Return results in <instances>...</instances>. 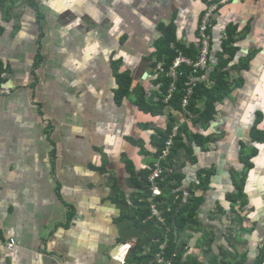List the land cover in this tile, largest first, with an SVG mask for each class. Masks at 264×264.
Masks as SVG:
<instances>
[{
  "label": "crops",
  "instance_id": "0c3cea01",
  "mask_svg": "<svg viewBox=\"0 0 264 264\" xmlns=\"http://www.w3.org/2000/svg\"><path fill=\"white\" fill-rule=\"evenodd\" d=\"M213 1L0 0V84L11 88L0 94V264H133L130 248H149L121 238L119 222L148 227L135 198L149 192L142 179L171 119L184 145L163 167V199L174 195L178 210L202 200L178 235L180 264L260 259L264 0L220 2L211 18L199 83L214 89L222 60L229 83L213 118L204 119L206 97L185 112L158 105L160 26L173 24V43L195 56Z\"/></svg>",
  "mask_w": 264,
  "mask_h": 264
},
{
  "label": "trees",
  "instance_id": "16d2710c",
  "mask_svg": "<svg viewBox=\"0 0 264 264\" xmlns=\"http://www.w3.org/2000/svg\"><path fill=\"white\" fill-rule=\"evenodd\" d=\"M206 8L207 6L205 7L204 11L206 10ZM203 13L200 16L199 22L201 21ZM210 26L211 24H209L208 26L209 34H210V30H209ZM160 28L163 31V36L159 41L158 49L156 51L157 60L155 62V65L159 62L167 69L172 63V61L175 59V57L178 56L179 52H182V54H184L185 56H188L193 59H195L198 56V50L200 46L199 35H198L199 46H198L196 55L194 56L193 51H191V49H182L173 43L176 41L175 26L173 24H169L167 26L161 25ZM198 29H199V23H198ZM228 33H229V37H228V40L225 41L224 48L226 52H229L230 54H232L233 51L235 50V48L232 47L233 42H234V37L232 36V34L234 32L230 29ZM210 52H211V34H210V51L208 55V65L210 62ZM227 62L228 60H222L219 63V66H217V68L214 69V74H213L214 82H215L214 89H208L204 86L203 83H199L200 76L202 72L208 67V65L204 69L200 70L197 74H194L190 67L183 65L181 67V69L183 70V74L179 76L176 82L175 91L173 92L172 97L167 103L163 101V95L166 93V90L171 82V79L165 76L163 73H161V76H163L162 87H161L163 95L159 97L158 105L161 108H163L166 104L167 105L170 104L172 107L180 109L185 112L188 108H191L194 105V102L196 100L206 97V105L203 110V114L205 113L208 117H205L204 115V119L209 120L213 118V115L215 114V111H216L215 104L217 100L223 97L225 94H227L229 90V83L227 80L228 71L226 70ZM0 80L2 81L1 78ZM193 82H195V84L193 86V92L190 97V102L187 108L184 110L181 105H182L183 96L185 94V89L189 87ZM172 122L173 121L171 119L165 131L162 132L161 134L162 138L160 139V143L158 145L156 155L162 151L165 145V141L167 140L168 136L172 132V129H173ZM183 145H184V142H183L182 136L179 134H176L174 136V142L172 145L171 152L169 156L167 157V159H172L175 151L179 147H182ZM167 159L162 161L163 167L164 165H166ZM152 165L147 171L146 176L144 175L145 176L144 179H142L144 180L143 183L149 186H150V182L148 180V174L152 170ZM159 186L162 192L160 195H157L156 198L159 203V207L165 211L164 213L165 221L159 223V222H155L156 220L154 218H148L150 214L149 202L145 199V197H143V195L135 198V203L137 204V208L139 212V219L140 220L145 219L146 226H149L151 223L155 222V226L152 230H150L151 236H152L150 239L153 241L149 244V247L145 246L146 248H149L148 251L143 252L144 250L143 248H141V245H136L137 250L132 256L136 257L137 260H140L142 263H145V264H157L155 260V253L158 249L160 242L164 241L166 237H168V244L165 250L166 257H170L172 256V254H176L173 260V264H180L179 255H177V252L179 251V247L177 245L178 235L182 232L185 226H187L189 223L196 222V217H195L196 211L199 205L201 204L202 200H201V197L192 195L189 198L188 202L185 204V206H183L180 210H178L179 201L174 200L173 198L174 195H172L170 199H163L164 197L162 194H164V192H166L169 189V187L165 184V182H163L162 179L159 180ZM241 189H242V186H239V191H238L239 193L232 195L233 202H235L238 199V197L241 195V192H242ZM233 211H236L234 207H233ZM243 218L244 217L242 216V214H240L237 211L235 212L233 216V221L236 220L238 222H242ZM263 257H264V254L260 257V259L255 264L261 263L263 260Z\"/></svg>",
  "mask_w": 264,
  "mask_h": 264
},
{
  "label": "built area",
  "instance_id": "2783aa9c",
  "mask_svg": "<svg viewBox=\"0 0 264 264\" xmlns=\"http://www.w3.org/2000/svg\"><path fill=\"white\" fill-rule=\"evenodd\" d=\"M217 8V4H211L208 6L201 18L199 24V38H200V46L198 50V56L193 59L179 52L178 56L172 61L170 66L166 69L162 64L158 65L157 71L163 73L165 76L171 79V82L166 90V93L163 96V101L167 103L172 97L173 92L176 88V82L183 74V70L181 67L183 65L191 68L194 74H197L200 70L204 69L208 65V55L210 51V34L208 32V26L210 24L211 18L214 14L215 9ZM195 82H193L189 87L185 89V94L182 99V108L185 110L190 102V97L193 92V86ZM11 88L0 84V94H10ZM178 126L174 125L171 134L168 136L165 141V145L162 151L156 155L155 160L153 162V167L148 175V180L150 182L151 192L147 193L146 200L150 204V214L148 218H154L155 222H164L165 211L159 207V203L157 201L156 196L160 194L159 180L162 178L163 174V164L162 161L166 160L169 156L172 145L174 142V136L177 134ZM6 245L10 248L14 247L16 243L14 240H10L5 242ZM168 244V237L162 242H160L158 249L155 253V260L157 264H173V260L175 258V254H172L170 257H166L165 250Z\"/></svg>",
  "mask_w": 264,
  "mask_h": 264
},
{
  "label": "water",
  "instance_id": "95a60500",
  "mask_svg": "<svg viewBox=\"0 0 264 264\" xmlns=\"http://www.w3.org/2000/svg\"><path fill=\"white\" fill-rule=\"evenodd\" d=\"M131 223L132 222V218L130 217H124L121 219V221L119 222V228H120V236L121 238H123L124 240H136V239H141L144 243L145 246L149 247V242L148 241H152L148 236V232L150 230H152L155 226V222L151 223L147 228H142L138 225H129V226H125V223ZM137 248L136 247H131L130 248V254L131 256H129L128 258L131 259L130 261H132L133 264H140L141 261L137 260L136 257L132 256V254H134L136 252Z\"/></svg>",
  "mask_w": 264,
  "mask_h": 264
},
{
  "label": "rangeland",
  "instance_id": "374dc122",
  "mask_svg": "<svg viewBox=\"0 0 264 264\" xmlns=\"http://www.w3.org/2000/svg\"><path fill=\"white\" fill-rule=\"evenodd\" d=\"M205 12V11H204ZM204 14V13H203ZM158 65H160V63L158 62L157 64H156V66H155V71L157 72V74H160L161 75V73L160 72H158L157 71V67H158ZM164 96V95H163ZM153 164V163H152ZM151 192V189H150V186H149V193ZM160 194H161V191H160ZM143 197H145V199L147 198V195L146 196H143ZM148 200V199H147ZM149 208H150V204H149Z\"/></svg>",
  "mask_w": 264,
  "mask_h": 264
},
{
  "label": "bare ground",
  "instance_id": "6f19581e",
  "mask_svg": "<svg viewBox=\"0 0 264 264\" xmlns=\"http://www.w3.org/2000/svg\"><path fill=\"white\" fill-rule=\"evenodd\" d=\"M223 1H227V0H220V2H223ZM211 4H217V8H218V6H219V2H217V1H213V2H210L208 5H207V7L208 6H210ZM217 8L215 9V10H217ZM215 12V11H214ZM199 24H200V22H199ZM198 35H199V29H198ZM176 58V57H175Z\"/></svg>",
  "mask_w": 264,
  "mask_h": 264
}]
</instances>
